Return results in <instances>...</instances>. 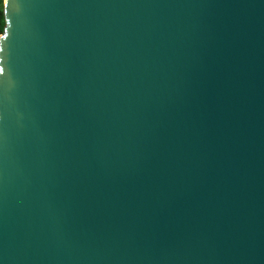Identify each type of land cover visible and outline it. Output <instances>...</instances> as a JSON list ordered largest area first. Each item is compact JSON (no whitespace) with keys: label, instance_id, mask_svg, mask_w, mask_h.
Wrapping results in <instances>:
<instances>
[{"label":"water","instance_id":"95a60500","mask_svg":"<svg viewBox=\"0 0 264 264\" xmlns=\"http://www.w3.org/2000/svg\"><path fill=\"white\" fill-rule=\"evenodd\" d=\"M0 264H264V0H4Z\"/></svg>","mask_w":264,"mask_h":264},{"label":"trees","instance_id":"16d2710c","mask_svg":"<svg viewBox=\"0 0 264 264\" xmlns=\"http://www.w3.org/2000/svg\"><path fill=\"white\" fill-rule=\"evenodd\" d=\"M4 26H5L4 0H0V35L3 33Z\"/></svg>","mask_w":264,"mask_h":264},{"label":"bare ground","instance_id":"6f19581e","mask_svg":"<svg viewBox=\"0 0 264 264\" xmlns=\"http://www.w3.org/2000/svg\"><path fill=\"white\" fill-rule=\"evenodd\" d=\"M7 2V0H5V3Z\"/></svg>","mask_w":264,"mask_h":264}]
</instances>
